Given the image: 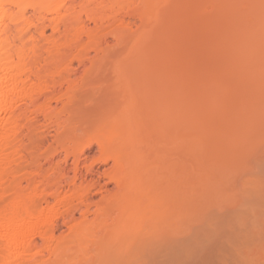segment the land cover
Instances as JSON below:
<instances>
[{"label":"bare ground","instance_id":"6f19581e","mask_svg":"<svg viewBox=\"0 0 264 264\" xmlns=\"http://www.w3.org/2000/svg\"><path fill=\"white\" fill-rule=\"evenodd\" d=\"M263 147L264 0H0V264H186Z\"/></svg>","mask_w":264,"mask_h":264},{"label":"rangeland","instance_id":"374dc122","mask_svg":"<svg viewBox=\"0 0 264 264\" xmlns=\"http://www.w3.org/2000/svg\"><path fill=\"white\" fill-rule=\"evenodd\" d=\"M123 18L127 21V23H128V21H130L129 22V27L131 29H134L136 27V25L138 24V18H136V16L133 15V14H129V15L125 14V15H123ZM48 33H49V35L51 34L49 28L46 29V34H48ZM108 39L111 40V42H109V43H112V42L114 43L115 42L114 37H112L110 35L108 36ZM115 45H114V47H116V49H117L118 45L117 46H115ZM112 46H113V44H112ZM71 64H72V67H74V68L78 67V65H76V67H75V64H78L76 59L72 60ZM99 96L100 95H97V97L94 98V102L97 99L96 103H94L93 101L90 102L91 104L88 103L85 106V108H84L85 111L83 110L82 114H78V115L76 114V116H75V126H76V128L79 129L78 130L79 132L81 131L82 134L84 133V130L89 128L88 126L91 123V121L93 123V120H96V118L93 119L94 117H96L95 116V112L94 113H92V112L95 109L94 105H95V107L98 105L97 102H98ZM104 98L105 97L103 95H101L99 100L101 99V100L104 101ZM98 103H100V102H98ZM86 108H87V110H86ZM78 113H81V112H78ZM92 115H94V116H92ZM35 116L38 119V121H37L38 123H39V121L40 122L42 121V120H39V119H41L42 115L40 116V114H39L38 116L37 115H35ZM45 131H46V133H45ZM45 131L43 130V132L45 134V137H44L45 139H43V141L39 144V148H40L39 150L40 151L43 150V153H44V150H45V153H46L47 151L51 150V148L55 149L54 147H58V145H57V143L55 142V139H54V130L53 129H45ZM80 136H81V134H80ZM25 143H29L28 140H26ZM68 144H69V142H68ZM48 146H49V148H48ZM45 148H47V149H45ZM58 155H59V157H58ZM96 155H97L96 143L89 144V147L87 146L85 148V150H84V153H83V156L85 157V159L88 157V159H86L87 163H88V161L91 162ZM55 156L57 158H59V159L63 158L62 152H57ZM255 159H258V160L252 161V165L251 166H253L255 168L253 170H256L257 175L259 176V177H257V179H259V181L256 183L257 186H256V184L254 185L255 186V190H253L252 188H249L250 192H247L249 194L242 192V193H244V194H242L243 195V199L245 198L247 200L246 202H248V203H250L249 201H251L252 204L254 205L253 209L251 211L252 213L251 212L245 213L244 209L241 208V207L239 209H237L236 212H239V210L242 209L241 213L239 212L238 215L236 214V216H235V217H240V219L237 221L238 223L235 222V220H234L235 217L232 214H230V213L227 214L225 217L223 216L220 219V221H219L220 222L219 225H218L219 229L216 228L218 230H216V232L213 233V237L211 238L212 242L209 243V244H206V246H204V247L202 245L201 246L198 245L197 247H195L196 248V249L194 248L195 252L191 253L190 258H188L186 261H184L186 264H187L188 260H189L188 264H215V263H217V264H239V263L243 264L241 259H240V256L238 255L239 254L238 252H240L244 247H253V246L256 249V251L258 250L257 251V256L258 257L261 254H263V256H264V147L262 149V152L259 153L256 156ZM42 164H43V162H42ZM42 164H41L42 169H44V168L47 169L48 164L47 163H44L43 165ZM93 165H94L93 172L90 173L92 175L97 174V170L96 169H98V170L102 169L101 165L99 167H96V166H98L97 162H94ZM250 172H251V168H246L245 170L241 171V175L243 176V178H242L240 183H242V185H243V183H245V184L243 186L239 185L238 188L240 189V187H241L242 191H244V190L246 191V189L243 188V187H248L249 186L248 181L246 180V178L247 179L250 178L249 177ZM104 181H105L104 178L101 179V181L99 180V184L100 183L102 184V185H100L101 187L103 186ZM95 183H96V185H95L96 188L94 187V188H92L90 190L89 196L92 195V197H89L90 198L89 201L90 200L93 201V199L96 200L100 196V192H98L96 189H98V190H99V188L100 189H104L103 187L101 188V187L97 186V185H99L98 182H95ZM111 185L112 184L109 183L107 186L110 187ZM250 186H252V185H250ZM252 190L254 191V192H252L253 194L251 193ZM95 191L97 193H95ZM246 195H247V197H246ZM248 197H249V199H248ZM257 205H258V207H257ZM226 206H230V204L229 205L226 204L225 207ZM222 211H224V210H222ZM226 211H228V210H226ZM75 215L76 216L78 215V211L75 213ZM231 217H233V218L231 219ZM261 217H262V219H261ZM226 219H227V221H226ZM234 223L236 224V226H235ZM55 226H56L55 232H56L57 235H59V234H61V233L66 231V224H65L64 220L62 221V218H58L56 220ZM195 226H197V225H195ZM237 233H238V235H237ZM235 235H236V237H235ZM233 236L235 237V239L233 238ZM236 238H237V240H236ZM235 242H237V243H235ZM221 246H223V247H221ZM237 246H238V248H237ZM257 246H258V248H257ZM212 249H213V251H212ZM211 256H213V257H211ZM219 256H220V258H219ZM195 257H197V259ZM202 257L204 258V260H203ZM162 258H165V259H162ZM157 259H158L157 262H159L157 264H162V263L163 264H168L169 256L167 255V252L161 251L160 253H157ZM262 259L263 258H261L260 262L263 264ZM164 261H166V262L164 263ZM180 261H176V262L180 263ZM202 261H204V262L202 263ZM149 263L153 264L154 262H142V261H141V263L140 262H138V263L135 262V264H149Z\"/></svg>","mask_w":264,"mask_h":264}]
</instances>
